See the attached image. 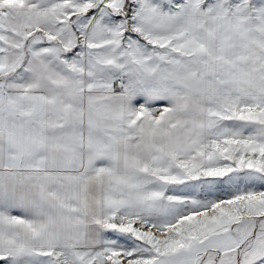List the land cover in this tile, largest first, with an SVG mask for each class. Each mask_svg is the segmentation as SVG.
I'll return each instance as SVG.
<instances>
[{
    "label": "snow or ice",
    "instance_id": "6c2138e0",
    "mask_svg": "<svg viewBox=\"0 0 264 264\" xmlns=\"http://www.w3.org/2000/svg\"><path fill=\"white\" fill-rule=\"evenodd\" d=\"M0 264H264V0H0Z\"/></svg>",
    "mask_w": 264,
    "mask_h": 264
}]
</instances>
